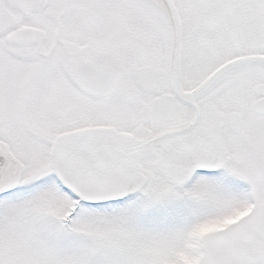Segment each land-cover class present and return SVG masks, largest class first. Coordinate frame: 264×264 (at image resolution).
<instances>
[{"label":"snow or ice","instance_id":"6c2138e0","mask_svg":"<svg viewBox=\"0 0 264 264\" xmlns=\"http://www.w3.org/2000/svg\"><path fill=\"white\" fill-rule=\"evenodd\" d=\"M0 264H264V0H0Z\"/></svg>","mask_w":264,"mask_h":264}]
</instances>
